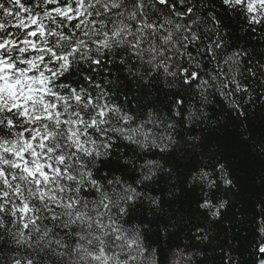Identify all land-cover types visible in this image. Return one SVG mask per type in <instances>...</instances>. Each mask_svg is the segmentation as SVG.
I'll return each instance as SVG.
<instances>
[{
  "label": "snow or ice",
  "instance_id": "6c2138e0",
  "mask_svg": "<svg viewBox=\"0 0 264 264\" xmlns=\"http://www.w3.org/2000/svg\"><path fill=\"white\" fill-rule=\"evenodd\" d=\"M237 8L264 22V0H0V258L7 246V264H138L142 234L121 221L145 199L159 208L143 189L164 169L146 159L130 183L128 152H164L171 137L158 142L146 126L159 117L116 98L163 75L203 102L209 90L234 109L237 93L251 100L240 53L224 51L221 35ZM182 100L173 116L183 118ZM209 177L193 179L216 187ZM215 207L213 217L225 201Z\"/></svg>",
  "mask_w": 264,
  "mask_h": 264
},
{
  "label": "trees",
  "instance_id": "16d2710c",
  "mask_svg": "<svg viewBox=\"0 0 264 264\" xmlns=\"http://www.w3.org/2000/svg\"><path fill=\"white\" fill-rule=\"evenodd\" d=\"M247 15L241 8L229 9L224 21L228 27L221 29L224 51L240 53L237 78L251 92V100L249 93L235 95L238 109L213 90L203 102L194 85L185 93L163 75L143 93L133 84L127 96L116 98L133 112L143 109L141 119L150 109L159 117L156 125L146 126L158 142L171 137L163 141L169 145L164 152H128L135 164V171L124 175L130 183L146 159L158 160L164 169L143 189L158 198L159 208L145 199L141 212L125 217L127 223L121 221L142 234L146 251L138 264H256V254L264 247V22L250 25ZM214 70L208 63L206 71ZM181 96L183 118L172 115L173 99ZM169 123L175 126L168 128ZM201 171L210 173L217 186L194 180ZM225 178L232 183L225 185ZM205 199L214 207L201 208ZM220 200L227 203L213 217ZM2 251L6 259L8 247Z\"/></svg>",
  "mask_w": 264,
  "mask_h": 264
},
{
  "label": "water",
  "instance_id": "95a60500",
  "mask_svg": "<svg viewBox=\"0 0 264 264\" xmlns=\"http://www.w3.org/2000/svg\"><path fill=\"white\" fill-rule=\"evenodd\" d=\"M256 264H264V252L258 251L255 259Z\"/></svg>",
  "mask_w": 264,
  "mask_h": 264
},
{
  "label": "clouds",
  "instance_id": "9594fccd",
  "mask_svg": "<svg viewBox=\"0 0 264 264\" xmlns=\"http://www.w3.org/2000/svg\"><path fill=\"white\" fill-rule=\"evenodd\" d=\"M3 163V161H0V164H2ZM227 202L225 201V204H226ZM10 259V254L7 256V258L5 259V258H0V264H7V262H8V260Z\"/></svg>",
  "mask_w": 264,
  "mask_h": 264
}]
</instances>
